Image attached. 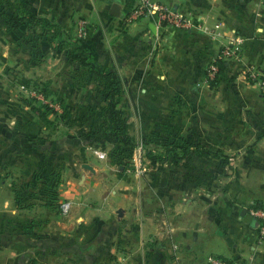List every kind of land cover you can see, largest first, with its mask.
Listing matches in <instances>:
<instances>
[{
	"label": "crops",
	"instance_id": "0c3cea01",
	"mask_svg": "<svg viewBox=\"0 0 264 264\" xmlns=\"http://www.w3.org/2000/svg\"><path fill=\"white\" fill-rule=\"evenodd\" d=\"M160 1L180 7L196 24L180 30L161 27L154 17L145 16L127 25L123 17L135 0H90L95 25L89 45L96 65L117 72L130 103L138 97L162 99L181 93L199 101L246 103L236 105L237 111L241 107L255 112V121L223 133L217 142L235 146L264 172V98L244 80L241 67L243 61L251 62L264 71V0ZM115 2L120 6L118 16L109 12ZM83 3L75 0V8L81 9ZM213 30L222 38L236 33L245 39L242 60L219 62L215 80L207 77V68L225 41H217ZM14 122L4 124L0 117V131L14 128ZM219 127L224 129L222 123ZM2 138L0 134L1 142ZM1 147L0 264H52L53 260L60 264H182L184 251L197 253L192 260L203 257L205 264L211 255L237 264H264V238L259 237L255 221L246 222L241 215L243 207L249 210L253 204L230 202L197 228L181 226L179 205L148 209L112 205L98 183H89L93 165V170L84 167L87 162L77 156L63 164L59 174L51 171L50 177L58 176V181L50 189L49 176L21 167L24 156L19 150L5 157ZM63 202H69L66 212L60 209ZM255 205L264 206V198ZM195 235L200 238L191 241ZM194 242L198 250L192 248Z\"/></svg>",
	"mask_w": 264,
	"mask_h": 264
},
{
	"label": "rangeland",
	"instance_id": "374dc122",
	"mask_svg": "<svg viewBox=\"0 0 264 264\" xmlns=\"http://www.w3.org/2000/svg\"><path fill=\"white\" fill-rule=\"evenodd\" d=\"M16 1L30 13L57 23L60 38L66 43L61 47L57 39L51 44L39 22L9 30L10 9L0 3V117L4 124L15 121L14 128L0 131L5 157L19 150L24 156L21 167L29 166L36 175L49 176L51 189L58 181V176L50 177L51 171L59 174L60 167L77 156L93 165L95 173H90L89 183H98L112 205L146 209L179 205L183 208L181 226L197 228L230 202L254 206L264 198V172L259 163L244 158L235 146L217 142L223 133L255 121V112L241 107L237 111L236 105L246 103L199 101L182 93L162 99L138 97L130 103L122 92L118 106L127 116V130L134 144L118 147L114 142L116 125L106 111V84L83 65L73 45L68 44L77 40L92 53L90 32L95 19L90 0H84L81 9L75 8V0ZM93 61L96 64L94 57ZM244 80L257 87L264 98L257 84ZM252 104L255 106V101ZM221 123L224 129L219 127ZM198 140L207 141L202 145L220 156L194 152L176 162L143 155L144 145L156 154H165L166 145ZM199 238L195 235L190 239ZM198 247L194 242L192 248ZM184 252L182 264H205L203 257L192 260L197 253ZM52 264L60 261L53 260Z\"/></svg>",
	"mask_w": 264,
	"mask_h": 264
},
{
	"label": "trees",
	"instance_id": "16d2710c",
	"mask_svg": "<svg viewBox=\"0 0 264 264\" xmlns=\"http://www.w3.org/2000/svg\"><path fill=\"white\" fill-rule=\"evenodd\" d=\"M0 3L9 7L10 9V15L7 20V27L9 30H15L25 26L29 27L39 22L43 25L44 34L49 37L51 44H53L55 40L58 39V43L61 44L59 46H65V39L60 38L62 33L60 26L50 18L40 16L37 13H30L24 6L21 5V3L17 2L16 0H0ZM68 44L73 45L74 52L77 54V57L81 60L83 65L90 69L92 73L96 74L106 84L104 100L107 114L116 125L114 128L115 145L122 148L131 147L134 144V141L127 130V116L125 112L118 106L123 92V84L119 75L113 69L98 68L93 61V56L90 49L78 44L77 40L68 41ZM221 64L222 63H220V65ZM194 152L208 154L214 157L220 156V153L204 147L200 142L194 141H185L180 145H166L164 152L165 154H156L151 148L144 145L143 155L151 160L157 158L166 160L171 158V160L178 162L181 159L189 156L190 153Z\"/></svg>",
	"mask_w": 264,
	"mask_h": 264
},
{
	"label": "built area",
	"instance_id": "2783aa9c",
	"mask_svg": "<svg viewBox=\"0 0 264 264\" xmlns=\"http://www.w3.org/2000/svg\"><path fill=\"white\" fill-rule=\"evenodd\" d=\"M136 3L127 13L124 14L123 23L130 25L136 22L138 19L145 16H152L157 20V23L161 27L171 26L180 30L191 29L195 24V20L187 13L180 9L175 4L160 1V0H135ZM212 36L217 40L223 42L222 49L218 52L217 57L211 62L207 68V77L211 80L217 78L219 71V62L228 59L242 60V52L244 46V38L242 35L233 33L228 38L222 35L219 31H211ZM242 72L244 76L257 84L261 88V92L264 95V71L256 64L251 62H244L241 64ZM24 87V85H22ZM100 156H104L105 153L97 151ZM63 212L68 211L69 202L61 203ZM250 213L257 219V228L259 237L264 238V206L254 205L249 208ZM209 264H237L235 261L230 260L224 256L211 255L208 258Z\"/></svg>",
	"mask_w": 264,
	"mask_h": 264
},
{
	"label": "water",
	"instance_id": "95a60500",
	"mask_svg": "<svg viewBox=\"0 0 264 264\" xmlns=\"http://www.w3.org/2000/svg\"><path fill=\"white\" fill-rule=\"evenodd\" d=\"M109 12H110L111 15H114V16L120 15V6H119V4L117 2L113 3L112 6H111V8H110V11ZM84 167L93 168L88 163H84ZM118 213H119V215H122L123 214L122 209H118ZM241 215H242L243 219L246 222L255 221V223H257V219L250 213V211L248 210L247 207H243L242 208Z\"/></svg>",
	"mask_w": 264,
	"mask_h": 264
}]
</instances>
